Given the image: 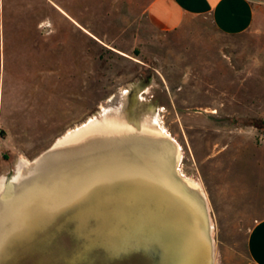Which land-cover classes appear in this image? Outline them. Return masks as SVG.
<instances>
[{
	"label": "rangeland",
	"instance_id": "374dc122",
	"mask_svg": "<svg viewBox=\"0 0 264 264\" xmlns=\"http://www.w3.org/2000/svg\"><path fill=\"white\" fill-rule=\"evenodd\" d=\"M151 1L0 0V178L91 119L122 116L139 85L142 119L178 143L180 172L206 194L216 264H238L264 219V0L237 35L202 19L160 32ZM90 135L24 169L13 191L0 187V264L57 245L64 228L104 234L124 204L111 195L151 190L133 147L97 148ZM157 149L146 163L159 176Z\"/></svg>",
	"mask_w": 264,
	"mask_h": 264
},
{
	"label": "water",
	"instance_id": "95a60500",
	"mask_svg": "<svg viewBox=\"0 0 264 264\" xmlns=\"http://www.w3.org/2000/svg\"><path fill=\"white\" fill-rule=\"evenodd\" d=\"M124 115L104 114L103 119H91L66 133L35 159H22L13 177L0 179V187L13 191L24 169L41 163L78 136L91 134L97 148L133 147L130 157L143 165L151 190L135 199L111 195L116 206L119 201L124 204L115 211L119 219L112 212L105 220L104 234L64 228L56 236L57 245L20 252L6 264H216L208 199L199 184L180 172V146L140 116ZM154 147L164 160L160 166L165 165L159 176L149 174L146 163L151 158L146 151ZM90 223L94 228L96 220Z\"/></svg>",
	"mask_w": 264,
	"mask_h": 264
},
{
	"label": "crops",
	"instance_id": "0c3cea01",
	"mask_svg": "<svg viewBox=\"0 0 264 264\" xmlns=\"http://www.w3.org/2000/svg\"><path fill=\"white\" fill-rule=\"evenodd\" d=\"M261 0H152L148 19L160 32H174L191 19L209 20L224 34L237 35L254 25ZM238 264H264V219L249 230Z\"/></svg>",
	"mask_w": 264,
	"mask_h": 264
},
{
	"label": "flooded vegetation",
	"instance_id": "af4514ba",
	"mask_svg": "<svg viewBox=\"0 0 264 264\" xmlns=\"http://www.w3.org/2000/svg\"><path fill=\"white\" fill-rule=\"evenodd\" d=\"M138 78H139V83L145 80L144 76H142L141 74L138 75ZM143 94H144V90H142V88H140L139 85L132 87L127 93H125L124 96L126 97V101L128 100V102L126 104V107L123 108L122 113L130 114L131 116L136 115L137 117L140 116L142 119V113L146 112L145 108L147 107V104L145 103L146 100L142 98ZM20 161L21 160L18 161V164ZM18 164L13 174L3 177L6 178L13 177L17 172Z\"/></svg>",
	"mask_w": 264,
	"mask_h": 264
},
{
	"label": "bare ground",
	"instance_id": "6f19581e",
	"mask_svg": "<svg viewBox=\"0 0 264 264\" xmlns=\"http://www.w3.org/2000/svg\"><path fill=\"white\" fill-rule=\"evenodd\" d=\"M70 132H71V131H70ZM237 165H238V164H237ZM238 169H239V168H238ZM238 169H237V175L240 174V170H241V169H239V170H238ZM236 177H237V176H236Z\"/></svg>",
	"mask_w": 264,
	"mask_h": 264
}]
</instances>
